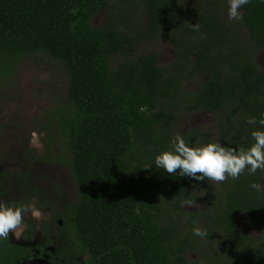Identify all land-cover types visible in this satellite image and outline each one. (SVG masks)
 <instances>
[{
  "label": "trees",
  "instance_id": "trees-1",
  "mask_svg": "<svg viewBox=\"0 0 264 264\" xmlns=\"http://www.w3.org/2000/svg\"><path fill=\"white\" fill-rule=\"evenodd\" d=\"M116 2L0 0V92L36 53L60 62L67 81L42 127L50 138L46 153L39 157L20 143L23 170L0 171V202L34 203L51 213L59 239L52 264H264V196L249 187L264 172L197 182L153 164L177 134L181 114L215 117L213 137L202 126L181 133L191 143H252L259 125L246 121L264 115V71L256 63L264 51V2L251 0L242 20L230 21L227 0H131L129 14L111 13L94 26ZM162 32L176 52L169 66L156 52L116 60ZM195 80L198 88L189 89ZM57 142L64 143L60 153ZM54 161L67 163L75 198L34 181L33 164ZM185 200L203 206L187 212L194 204L184 208ZM36 224L24 215L25 240ZM194 226L207 228L209 239L193 236ZM253 226L262 234H252ZM51 229L42 223L44 241L34 247L10 236L0 242V264H24L48 251Z\"/></svg>",
  "mask_w": 264,
  "mask_h": 264
},
{
  "label": "rangeland",
  "instance_id": "rangeland-1",
  "mask_svg": "<svg viewBox=\"0 0 264 264\" xmlns=\"http://www.w3.org/2000/svg\"><path fill=\"white\" fill-rule=\"evenodd\" d=\"M186 1L193 3L195 0ZM131 7V0H117L110 10H103L94 17L93 25L97 27L104 24L111 13L119 11L123 15H127ZM153 52L160 55V65L164 67L169 66L176 56L173 45L166 38L165 32H162L156 38L136 46L126 54L118 55L116 60L122 62L129 57ZM256 63L264 71V52L257 54ZM201 80H206V78ZM66 86V74L62 64L48 55L36 53L25 57L19 63L15 77L0 92V171L23 170L19 166L21 160L17 158L20 143H28V147L33 149L39 157L46 153V142L50 138L47 136V129L42 127L44 123L50 121L48 109L53 108L56 103L63 100ZM188 88L196 90L198 81H189ZM215 123L216 120L213 114L204 111L181 114V122L175 132L181 134L192 127L202 126L211 129V137H213L215 135L213 128ZM57 143L55 150L60 153L64 148V143ZM30 169L38 186L49 190L53 189V194L60 195L66 200L75 198L76 186L71 178L67 163L54 161L47 164H33V168ZM261 184L264 185V178L261 180ZM262 194L264 196V193ZM32 205L41 212V216L36 218L30 213L27 214L33 221L37 222L31 245H37L41 241L40 239H44L40 234L41 225L43 222L49 223L52 227L51 236L54 240L53 247L47 251L50 254L52 249H55L58 246L57 243H59V239L54 235L56 227L50 220L51 213L48 210H40L38 205L34 203ZM202 206L203 203L199 202L192 207H187L186 211L192 212L202 208ZM18 231L21 234V229H18ZM250 232L255 235L262 234L258 226H253ZM14 238L17 241L19 240V236H14ZM48 253L44 257L48 256ZM187 255L190 260L198 261V257L193 251L188 252ZM43 261L45 263L46 260Z\"/></svg>",
  "mask_w": 264,
  "mask_h": 264
},
{
  "label": "clouds",
  "instance_id": "clouds-1",
  "mask_svg": "<svg viewBox=\"0 0 264 264\" xmlns=\"http://www.w3.org/2000/svg\"><path fill=\"white\" fill-rule=\"evenodd\" d=\"M250 3L251 0H227V19L242 20V9ZM194 27L198 28V25ZM246 122L259 125L251 131L252 143L246 147L230 146L220 140L194 144L177 133L170 139L169 147L155 155L153 164L163 173L188 177L197 182L207 180L222 183L228 179L237 180L245 172L249 176L255 175L258 170L264 172V115L260 118L249 117ZM249 187L264 193V185L258 181H253ZM194 203L185 200L181 206L185 208ZM28 213L36 218L41 216V212L32 204L0 202V242L9 240L10 233L15 237L20 235L18 229L24 223V215ZM192 234L201 239H209L210 235L208 229L201 226H194Z\"/></svg>",
  "mask_w": 264,
  "mask_h": 264
},
{
  "label": "flooded vegetation",
  "instance_id": "flooded-vegetation-1",
  "mask_svg": "<svg viewBox=\"0 0 264 264\" xmlns=\"http://www.w3.org/2000/svg\"><path fill=\"white\" fill-rule=\"evenodd\" d=\"M261 52H264V51H261ZM36 227H37V224H36ZM20 229H21V234L19 235V240L17 241V239H15L14 238V234H12V233H10L9 234V236H10V240L14 243V244H17V245H24V244H29V245H31V241H32V238L30 239V240H25L24 238H23V233H24V231H25V226L24 225H22L21 227H20ZM23 230V231H22ZM51 232H52V229H51ZM34 234V233H33ZM40 234H41V231H40ZM52 238H53V236H51ZM41 241H44L43 239H40ZM40 241V242H41ZM39 243V242H38ZM34 246H35V244H33ZM32 246V245H31ZM34 246H32V247H34ZM53 247V244L52 245H50L49 247H47V250H50L51 248ZM55 252V249H52V253H54ZM39 253V251L37 252V254ZM46 253H48L47 251H45V253H43L42 255H40V256H36V257H32V258H30V259H28V260H26L25 262H24V264H28L29 262H30V260H33V259H41L42 261H39V262H37L36 264H52L51 263V256H52V253H48V256H46V257H44V255L46 254ZM43 260H46L45 261V263H44V261Z\"/></svg>",
  "mask_w": 264,
  "mask_h": 264
},
{
  "label": "water",
  "instance_id": "water-1",
  "mask_svg": "<svg viewBox=\"0 0 264 264\" xmlns=\"http://www.w3.org/2000/svg\"><path fill=\"white\" fill-rule=\"evenodd\" d=\"M39 261H42L41 259H33V260H30V262L28 264H36L37 262Z\"/></svg>",
  "mask_w": 264,
  "mask_h": 264
},
{
  "label": "bare ground",
  "instance_id": "bare-ground-1",
  "mask_svg": "<svg viewBox=\"0 0 264 264\" xmlns=\"http://www.w3.org/2000/svg\"><path fill=\"white\" fill-rule=\"evenodd\" d=\"M40 264V263H39Z\"/></svg>",
  "mask_w": 264,
  "mask_h": 264
}]
</instances>
